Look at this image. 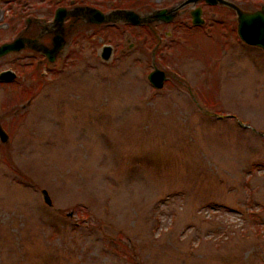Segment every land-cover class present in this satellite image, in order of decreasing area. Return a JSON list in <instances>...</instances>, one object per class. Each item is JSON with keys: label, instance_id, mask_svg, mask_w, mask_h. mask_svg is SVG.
Segmentation results:
<instances>
[{"label": "rangeland", "instance_id": "374dc122", "mask_svg": "<svg viewBox=\"0 0 264 264\" xmlns=\"http://www.w3.org/2000/svg\"><path fill=\"white\" fill-rule=\"evenodd\" d=\"M48 3L0 0V43L25 19L47 31ZM115 25L77 28L51 63L0 57L15 73L0 82V264H264V51L224 28L188 45L174 25ZM100 42L118 43L106 61Z\"/></svg>", "mask_w": 264, "mask_h": 264}, {"label": "flooded vegetation", "instance_id": "af4514ba", "mask_svg": "<svg viewBox=\"0 0 264 264\" xmlns=\"http://www.w3.org/2000/svg\"><path fill=\"white\" fill-rule=\"evenodd\" d=\"M55 1L60 2L63 0H55ZM185 1L186 0H155L156 4H158L159 6L156 8H153L154 4L150 3L149 0H110L107 3L108 5L107 9H104L102 5L104 3L102 2V0H98L97 2L93 4L88 3V1L86 0H69V6L67 7L65 6L56 7V5L53 6V3L56 4V2H52V0H48L49 2L48 7L49 8L53 7L54 9L52 13L51 21L49 23L50 28L47 29V31L43 33L37 32L38 27H37V24L35 23L36 19L35 18L25 19L27 22V24L25 25V28L21 32L17 31L18 32L17 36H15L13 39L8 40L7 42H10L16 38H19L23 41V47L17 51H12V52H18L23 49H28L31 52V59H29L30 61L28 62L30 66H32L31 65L32 59L35 56L38 57L40 55L39 59H43L51 63L56 59V57H59L60 53H62V50L64 49L66 44L67 46H69L72 42H74V40L76 41V43H79L80 41H82L81 38L84 37V35L79 33V37H78V33H75L77 28H79V31H80L82 29L84 30L85 27H92L91 25L103 24V25H109V28L114 29V28H117V26L115 25V22L117 20L123 22L125 26H127L128 24V26L130 27H133V26L142 27L146 30L147 33L148 32L152 33L154 31V27L158 25L177 26V28L183 29V31L180 32V33L184 32V34L181 35V37L185 41V43L188 45L190 44V40L193 37L191 35L193 32V31H190L191 29H198L200 27L206 26L204 32L206 31L207 34H209L208 32L210 31L214 35L215 33H217L218 29L224 28L225 32L228 31L227 33L231 35H235V37L241 43L245 44L237 36L236 15L232 8L226 5L220 4V2H218L219 0H214L215 3L205 2L204 0H196L194 2L191 1L188 3H184ZM241 1L243 0H238L236 1V3L232 1L230 2L241 9V6H240ZM58 8H61L64 11V14L59 22L54 20V13L56 9ZM197 9H198V18L201 22L198 24H194L192 22L193 20L192 12L195 13ZM90 10H97L102 14L110 15V17L114 18V22L94 23L91 21L94 18V16L92 15V11L90 12ZM160 10H163V13L159 16H156V13L159 12ZM209 10H212V11H209ZM216 10L218 11L221 10L222 12L219 13ZM227 10H230L233 13L235 17V26H233L232 24L230 25V22H229L230 16L227 14ZM124 11L134 12L138 17L143 18V21L137 25L131 24L130 22L126 21V19L121 17L124 15L123 14ZM150 11H152V13ZM147 12L148 14H146ZM148 21H151V23H148ZM0 31H2V29H0ZM163 33L166 37L170 36L171 34L170 31L168 32L164 31ZM89 34H90V38L88 40L90 44H93L94 39L91 36H93L95 33H93V30H92V32ZM95 35L100 36L98 34H95ZM154 36L156 37V43H159L160 36L155 35V34ZM75 37L77 38L74 39ZM222 37L224 38L226 36L223 34ZM98 38L99 40L101 39L104 40L102 37H98ZM117 39L118 38H116L115 41H117ZM216 39L218 41L217 37ZM126 41L128 42V39ZM213 41H214L213 39H209L210 44L213 43ZM2 43H5V42H1L0 44ZM174 43L176 44V42ZM140 44L147 45L146 47H148V42L146 43L144 39L140 40ZM79 45L80 43L77 44V47ZM104 45H107L110 47V49L108 50L109 54L107 56V59H109L110 57L109 55H111L114 49L117 48L118 43H116V45L114 46L113 44L110 45L104 42H100L99 50L102 51L103 50L102 47ZM132 45L133 44L131 42H128L127 43L128 49L132 48ZM247 46H250V45H247ZM39 49L47 50L48 54L46 55L42 53V51ZM99 50L98 51L95 50V53L96 55H98V57L102 61H104V59L100 55L101 51ZM155 53H156V46H153V48L151 49V58L149 60V63L146 62L147 64L146 67L149 66L151 69L153 67H156L157 61L154 58ZM157 53L161 55L162 51H158ZM36 64L38 65V61L36 62ZM0 82L7 83L4 81H0Z\"/></svg>", "mask_w": 264, "mask_h": 264}, {"label": "water", "instance_id": "95a60500", "mask_svg": "<svg viewBox=\"0 0 264 264\" xmlns=\"http://www.w3.org/2000/svg\"><path fill=\"white\" fill-rule=\"evenodd\" d=\"M191 1L194 2L196 0H186L184 3H188ZM204 1L215 3L214 0H204ZM218 2L234 10L236 15V22H237L236 32L239 39L247 45L259 47L264 51V6L261 5L258 9L253 11H244L239 7L235 6L230 1L219 0ZM91 11H92V15L94 16V18L91 21L94 23L114 22V18L110 17V15L102 14L97 10H90V12ZM162 13L163 10H160L159 12L156 13V16H159ZM63 14H64L63 9L61 8L56 9L54 13V20L59 22ZM123 14L124 15L121 17L126 19V21L130 22L131 24L137 25L143 21V18L138 17L132 11H124ZM192 17H193L192 22L194 24H198L201 22L198 18V9L196 10L195 13L192 12ZM22 47H23V41L19 38H16L10 42L2 43L0 44V56H3L12 51H17ZM102 49L103 50L101 51L100 55L104 59V61H106L107 56L109 54L108 50L110 49V47L104 45ZM41 51L46 55L48 54L47 50L45 49H42ZM165 78L166 77L164 72L156 67H153L151 71H149L147 74V80L153 88H160ZM14 79H15V73L11 69H5L0 71V81L12 82ZM6 139H7V134L0 126V141L4 142ZM40 193L42 195L43 202L46 205H50L51 201L46 190L41 189Z\"/></svg>", "mask_w": 264, "mask_h": 264}, {"label": "trees", "instance_id": "16d2710c", "mask_svg": "<svg viewBox=\"0 0 264 264\" xmlns=\"http://www.w3.org/2000/svg\"><path fill=\"white\" fill-rule=\"evenodd\" d=\"M13 82H14V80L12 82H10V83H13Z\"/></svg>", "mask_w": 264, "mask_h": 264}]
</instances>
